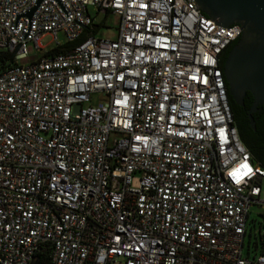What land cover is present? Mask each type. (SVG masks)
Segmentation results:
<instances>
[{"label":"built area","instance_id":"2783aa9c","mask_svg":"<svg viewBox=\"0 0 264 264\" xmlns=\"http://www.w3.org/2000/svg\"><path fill=\"white\" fill-rule=\"evenodd\" d=\"M38 2L0 0L13 55L0 72V264H31L48 243L50 264H264L244 255L264 167L220 59L241 25H214L193 0H43L31 15ZM90 7L120 16L117 40L95 36ZM59 32L86 38L20 63Z\"/></svg>","mask_w":264,"mask_h":264},{"label":"water","instance_id":"95a60500","mask_svg":"<svg viewBox=\"0 0 264 264\" xmlns=\"http://www.w3.org/2000/svg\"><path fill=\"white\" fill-rule=\"evenodd\" d=\"M39 0L31 15L36 11ZM198 10L212 18L217 26L228 28L233 24L241 25L240 40L230 50L222 64L226 50L220 55L228 95L238 105H245L247 92L254 97L249 110L251 124L256 128L253 113L264 108V0H193ZM261 106V107H259ZM31 264H40L35 256Z\"/></svg>","mask_w":264,"mask_h":264},{"label":"rangeland","instance_id":"374dc122","mask_svg":"<svg viewBox=\"0 0 264 264\" xmlns=\"http://www.w3.org/2000/svg\"><path fill=\"white\" fill-rule=\"evenodd\" d=\"M90 13L95 17V23L98 25L95 36L103 40H117L119 37V28L121 24V18L117 14L109 13L97 14L93 7H90ZM69 42L67 35L64 32H59L57 39H54L53 35H45L41 40V45L45 47L44 50H39L35 47V44L30 42L28 43V52L29 56L25 60H21L20 63L32 62L42 55L45 52H48L59 45H64ZM104 94H95L92 98L91 104H97L98 102L106 100ZM90 103L85 106H89ZM118 136L117 134H112V138ZM134 185H138V181L134 180ZM261 200L264 201V180L262 182V196ZM250 234L252 236H250ZM259 241V247L256 246L255 241ZM264 240V208L263 204H255L250 210V216L248 220V233L245 237L244 245V255L254 258L261 255L262 241ZM116 264H122L118 262Z\"/></svg>","mask_w":264,"mask_h":264},{"label":"trees","instance_id":"16d2710c","mask_svg":"<svg viewBox=\"0 0 264 264\" xmlns=\"http://www.w3.org/2000/svg\"><path fill=\"white\" fill-rule=\"evenodd\" d=\"M98 27V25H95ZM241 37V36H240ZM240 37L226 50L222 64L227 59V56L230 50L234 47V45L240 40ZM86 35H83L77 41H69L67 44L59 45L56 48L47 52V55L54 56L59 55L61 53H65L71 49H73L79 42L84 40ZM13 63V55L8 54L4 51H0V72L9 68ZM230 103L234 114L235 123L239 130V135L241 140L250 150L254 161L260 163L264 167V115L261 116L259 112L253 114L254 120L256 121L258 117H260L261 122L256 124V128H254L251 124V119L249 117V109L252 107L254 102V97L251 92H247L245 97V105H238L233 97L229 93ZM264 109V108H263ZM264 112V110H263ZM248 233V229L246 235ZM250 236H252L250 234ZM262 241L261 255L264 254V240ZM259 241L256 240L255 244L259 247ZM40 258V264H50L52 259V246L51 244H45L38 254Z\"/></svg>","mask_w":264,"mask_h":264},{"label":"flooded vegetation","instance_id":"af4514ba","mask_svg":"<svg viewBox=\"0 0 264 264\" xmlns=\"http://www.w3.org/2000/svg\"><path fill=\"white\" fill-rule=\"evenodd\" d=\"M252 106H253V105H252ZM259 107H261V106H259ZM251 108H252V107H251ZM251 108H250V109H251ZM250 109H249V110H250ZM263 110H264L263 108H262V109H259L258 111L254 112L253 114L259 112V113L261 114V116H263V115H264ZM255 122H256V124L259 123V122H261L260 117H258V119H257Z\"/></svg>","mask_w":264,"mask_h":264},{"label":"snow or ice","instance_id":"6c2138e0","mask_svg":"<svg viewBox=\"0 0 264 264\" xmlns=\"http://www.w3.org/2000/svg\"><path fill=\"white\" fill-rule=\"evenodd\" d=\"M242 167H245V168H247V165H243Z\"/></svg>","mask_w":264,"mask_h":264}]
</instances>
